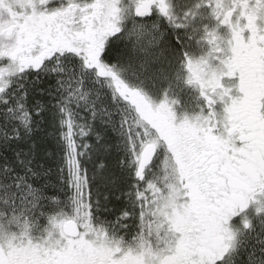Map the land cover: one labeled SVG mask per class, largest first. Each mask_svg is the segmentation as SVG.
Segmentation results:
<instances>
[{"label":"snow or ice","instance_id":"6c2138e0","mask_svg":"<svg viewBox=\"0 0 264 264\" xmlns=\"http://www.w3.org/2000/svg\"><path fill=\"white\" fill-rule=\"evenodd\" d=\"M0 264H264V0H0Z\"/></svg>","mask_w":264,"mask_h":264}]
</instances>
